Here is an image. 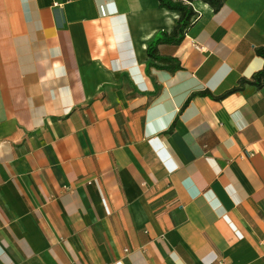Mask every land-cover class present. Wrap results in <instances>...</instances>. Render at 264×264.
<instances>
[{"label": "crops", "instance_id": "crops-1", "mask_svg": "<svg viewBox=\"0 0 264 264\" xmlns=\"http://www.w3.org/2000/svg\"><path fill=\"white\" fill-rule=\"evenodd\" d=\"M193 6L0 0V264H264V0Z\"/></svg>", "mask_w": 264, "mask_h": 264}, {"label": "trees", "instance_id": "trees-1", "mask_svg": "<svg viewBox=\"0 0 264 264\" xmlns=\"http://www.w3.org/2000/svg\"><path fill=\"white\" fill-rule=\"evenodd\" d=\"M203 1L207 2L214 11H218L225 2V0ZM193 3L194 0H159L160 7L178 11L179 17L176 25L171 31L160 30L148 44V56L151 60L158 63V67L167 68L170 71H175L181 67V64L175 57L160 55L158 53V45L162 42L175 44L181 42V40L184 38L185 32L196 22L199 17V13L194 8ZM257 52L264 57V46L258 48ZM247 82H254L255 84L261 86L264 82V67L254 76L253 81L246 79L241 80L239 87L243 86Z\"/></svg>", "mask_w": 264, "mask_h": 264}, {"label": "built area", "instance_id": "built-area-1", "mask_svg": "<svg viewBox=\"0 0 264 264\" xmlns=\"http://www.w3.org/2000/svg\"><path fill=\"white\" fill-rule=\"evenodd\" d=\"M195 45H196V44H195ZM263 245H264V240H263ZM212 264H226V263L224 262L223 259H219V260L215 261V262L212 263Z\"/></svg>", "mask_w": 264, "mask_h": 264}]
</instances>
